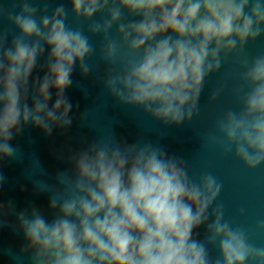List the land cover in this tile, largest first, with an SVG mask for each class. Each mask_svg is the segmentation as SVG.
Returning <instances> with one entry per match:
<instances>
[{"label":"clouds","instance_id":"clouds-1","mask_svg":"<svg viewBox=\"0 0 264 264\" xmlns=\"http://www.w3.org/2000/svg\"><path fill=\"white\" fill-rule=\"evenodd\" d=\"M68 3L86 28L66 23L63 0L51 12L49 0H12L15 12L0 0V16L18 30L7 47L12 31H0V159L19 158L10 141L29 123L46 136L72 124L65 90L74 66L87 75L96 55L106 64L104 88L120 105L177 126L198 115L206 79L231 56L243 82L232 89L240 107L218 116L207 137L249 169L264 163V53L246 51L264 34V0ZM86 33L102 35L98 48ZM42 56L44 74L32 76ZM223 91L222 82L209 100ZM67 158L70 174L58 170L55 183L33 180L50 193L51 220L35 205L17 212L11 200L0 202V227L9 212L15 215L11 227L22 233L20 252L30 253L31 264H264V246L250 241V229L225 218L217 202L222 185L212 172L194 179L184 158L150 141L118 140L113 132ZM4 180L0 173V186ZM201 226L204 238L197 239ZM251 230L264 231V219ZM209 245L218 250L215 258ZM3 251L12 264H23L11 249Z\"/></svg>","mask_w":264,"mask_h":264},{"label":"water","instance_id":"water-1","mask_svg":"<svg viewBox=\"0 0 264 264\" xmlns=\"http://www.w3.org/2000/svg\"><path fill=\"white\" fill-rule=\"evenodd\" d=\"M3 2L9 10L18 11V8H12V0ZM57 2L58 0H49V12ZM63 2L69 9L66 23L73 28H86L88 22L76 19L71 14L68 0ZM4 30L12 31L6 38L7 47L18 30L13 28L5 16H0V31ZM111 34H115V25ZM86 35H89L90 42L98 48L102 35ZM246 51L249 57L264 53V34L248 42ZM43 62L44 57H39L32 76H43L44 73L39 68V64ZM90 63L95 67L87 75H82L79 67L74 66L71 76L73 83L65 90V95L73 106L69 112L72 124L68 128H54L51 135L46 136L41 129L29 123L10 141L18 149L19 158L0 159V173L5 177L0 186V202L11 200L17 212L25 208L30 210L35 205L51 220L54 210L49 208L50 193L38 191L33 180L42 179L55 183L58 170L71 173V163L67 158L71 152L87 147L88 142L110 139L113 132L118 140L128 143L150 141L163 147L167 153L184 158L189 175L194 179L203 171L212 172L222 185L217 202L224 205L225 218L250 229V241L257 246H264V231L251 230L257 220L264 219V163L249 169L233 154H225L221 145L211 142L207 137L209 131H215V119L218 116L229 108L240 107L237 96L232 91L233 86L243 83L239 80L240 68L236 61L230 56L217 73L206 79L198 101V115L190 122H183L178 126L164 125L138 108L120 105L104 88L102 76L105 62L96 55ZM229 69H234L232 75L226 74ZM222 82L224 91L215 101H210L211 91ZM28 102L31 104L30 97ZM51 103L52 101L49 106ZM240 209L244 210L242 215L239 213ZM6 219L8 224L0 227V264H12L4 254V249H11L20 255L23 264H31L30 253L20 252L24 244L22 233L11 227L16 222L15 215L9 212ZM204 230V226L194 230L200 233L197 239L204 238ZM208 250L211 258L218 255V250L213 246L209 245Z\"/></svg>","mask_w":264,"mask_h":264}]
</instances>
